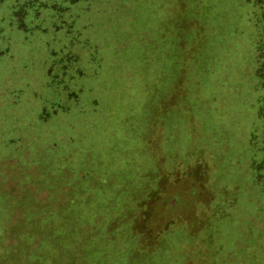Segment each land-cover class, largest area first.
<instances>
[{"label":"rangeland","instance_id":"374dc122","mask_svg":"<svg viewBox=\"0 0 264 264\" xmlns=\"http://www.w3.org/2000/svg\"><path fill=\"white\" fill-rule=\"evenodd\" d=\"M16 4L0 264H264L253 2L35 0L24 30Z\"/></svg>","mask_w":264,"mask_h":264},{"label":"trees","instance_id":"16d2710c","mask_svg":"<svg viewBox=\"0 0 264 264\" xmlns=\"http://www.w3.org/2000/svg\"><path fill=\"white\" fill-rule=\"evenodd\" d=\"M16 4V8L13 10L11 19L17 25L18 29L24 30L26 26V16L33 7L35 0H13ZM17 1V2H16ZM59 1V0H56ZM70 3L78 4L81 1L88 2L89 0H63ZM253 2L256 8L257 14V26L259 28V34L255 41V65H254V80L253 88L255 89L256 96L258 99L257 116L260 121V128L254 129V133L249 139L251 145L248 150H251L252 158L256 160L252 162V171L255 172L254 189H258L261 193H264V0H250ZM14 8V7H13ZM12 8V9H13ZM110 12V11H109ZM254 164V165H253ZM166 202V201H163ZM30 207V206H29ZM12 210V207H10ZM29 208H24L28 210ZM43 218L49 217L48 209H45L42 214ZM46 217V218H45ZM132 227V224H129ZM129 226V227H130ZM130 227V229H131ZM132 230L136 234H145L146 232L141 231L139 227H135ZM142 232V233H141ZM74 255V254H73ZM86 256V255H83ZM73 259H75L73 257Z\"/></svg>","mask_w":264,"mask_h":264}]
</instances>
